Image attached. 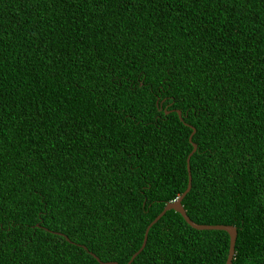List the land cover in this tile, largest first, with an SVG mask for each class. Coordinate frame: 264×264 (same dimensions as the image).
I'll return each instance as SVG.
<instances>
[{
    "label": "trees",
    "instance_id": "1",
    "mask_svg": "<svg viewBox=\"0 0 264 264\" xmlns=\"http://www.w3.org/2000/svg\"><path fill=\"white\" fill-rule=\"evenodd\" d=\"M192 144L186 215L264 264V0H0V264H127ZM228 246L168 210L130 264Z\"/></svg>",
    "mask_w": 264,
    "mask_h": 264
},
{
    "label": "water",
    "instance_id": "2",
    "mask_svg": "<svg viewBox=\"0 0 264 264\" xmlns=\"http://www.w3.org/2000/svg\"><path fill=\"white\" fill-rule=\"evenodd\" d=\"M178 116H181V112L179 110L176 111ZM194 133V130L192 132V134L189 137V141H191L192 135ZM193 149L192 152L188 155L187 158V169H188V183H187V187L185 189V191L175 200V201H171L165 204V206L163 207L162 211L155 217V219L147 226L145 232H144V236H143V241L141 244V247L139 248V250L132 256V258L130 259V261L127 264H130L132 262V260L134 259V257L145 247L146 245V241H147V235H148V231L150 229V227L155 224L163 215L166 211L168 210H174L175 212L179 213L183 219L185 220V222L191 226L192 228L196 229V230H218V231H224L228 234L229 236V246H228V253H227V257L225 260L224 264H230V262L232 263L233 257H234V253H235V242H236V237H237V232H236V228L232 225H202V224H196L195 222L191 221L189 219V217L186 215V212L181 204L182 199L184 198V196L189 192L190 188H191V176H190V171H189V167H188V161L189 158L191 156V154L195 151L196 149V145L192 144ZM93 255V254H92ZM98 261L99 259L93 255ZM101 262V261H100ZM102 264H116L115 262H101Z\"/></svg>",
    "mask_w": 264,
    "mask_h": 264
},
{
    "label": "snow or ice",
    "instance_id": "3",
    "mask_svg": "<svg viewBox=\"0 0 264 264\" xmlns=\"http://www.w3.org/2000/svg\"><path fill=\"white\" fill-rule=\"evenodd\" d=\"M137 87H143V82L142 81H139L138 83H134L133 84V91H135V89ZM192 171H193V169L190 168V174H191ZM5 231H11V226H8L7 228H5L4 225L0 224V232H5ZM4 243H6V241L3 240L2 238H0V247H2ZM163 243L164 242H162V245H163ZM165 250L166 249L163 246H161L160 252L163 253ZM161 260L164 261V260H166V258L164 256H161ZM230 264H231V262H230Z\"/></svg>",
    "mask_w": 264,
    "mask_h": 264
},
{
    "label": "bare ground",
    "instance_id": "4",
    "mask_svg": "<svg viewBox=\"0 0 264 264\" xmlns=\"http://www.w3.org/2000/svg\"><path fill=\"white\" fill-rule=\"evenodd\" d=\"M175 200H176V199H175ZM175 200H174V201H175ZM170 202H171V201H170ZM167 203H168V202H167ZM181 204H182V201H181ZM182 206H183V205H182ZM184 210H185V209H184Z\"/></svg>",
    "mask_w": 264,
    "mask_h": 264
}]
</instances>
